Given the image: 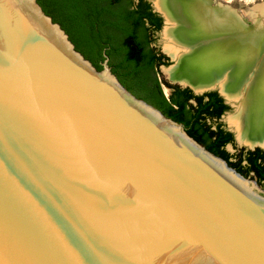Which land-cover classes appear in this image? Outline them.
<instances>
[{
  "label": "water",
  "instance_id": "water-1",
  "mask_svg": "<svg viewBox=\"0 0 264 264\" xmlns=\"http://www.w3.org/2000/svg\"><path fill=\"white\" fill-rule=\"evenodd\" d=\"M102 65L0 0V264H264L257 182Z\"/></svg>",
  "mask_w": 264,
  "mask_h": 264
},
{
  "label": "trees",
  "instance_id": "trees-1",
  "mask_svg": "<svg viewBox=\"0 0 264 264\" xmlns=\"http://www.w3.org/2000/svg\"><path fill=\"white\" fill-rule=\"evenodd\" d=\"M37 2L97 70L103 69L108 58L113 74L129 92L183 125L210 153L225 160L233 157L229 165L246 178L252 175L264 188L263 150L241 149L233 156L221 150V146L234 143V137L219 123L230 108L217 91L195 95L189 88L170 86L174 90L169 98L165 96L157 69L168 66V59L153 46L164 23L148 0Z\"/></svg>",
  "mask_w": 264,
  "mask_h": 264
},
{
  "label": "bare ground",
  "instance_id": "bare-ground-1",
  "mask_svg": "<svg viewBox=\"0 0 264 264\" xmlns=\"http://www.w3.org/2000/svg\"><path fill=\"white\" fill-rule=\"evenodd\" d=\"M212 2L158 1L174 26L165 30V51L176 62L167 77L196 91L220 86L229 100L240 103L229 120L239 142L264 146V21L255 20L248 29Z\"/></svg>",
  "mask_w": 264,
  "mask_h": 264
},
{
  "label": "rangeland",
  "instance_id": "rangeland-1",
  "mask_svg": "<svg viewBox=\"0 0 264 264\" xmlns=\"http://www.w3.org/2000/svg\"><path fill=\"white\" fill-rule=\"evenodd\" d=\"M152 1H154V0H152ZM158 1L159 0H157V2H156V0H155L156 5H158L157 4ZM215 1H216V3L214 4ZM212 4L215 5V6H221V7L225 6L227 9H229L232 12V14H233V10H236L237 14H239L247 24L251 23L250 20L247 17L248 15H249L250 18H254V21L255 20H260L261 22L264 21V0H213ZM256 17H259V19H257ZM233 20H236L234 16H233ZM236 22H239V21L236 20ZM163 27L164 28H162V30L156 35V38H155L156 41L153 44V46L156 49H158L160 52H162L168 59V66H161L160 68L157 69V77H158V79H159V81H160V83L162 85V89H163V92H164L165 96L167 98H169L171 93H172V89L170 88V86L177 85V84H179V85H181L183 87H191V86L188 85V84L179 83L178 81L170 80L167 77V73L166 72L170 68L174 67L176 62L165 51V47L168 45V43L166 42L167 39L165 38L164 32H165V28H167L168 26H167V24H164ZM166 89H168L169 91H166ZM193 90H195V89H193ZM210 90L221 92L220 86H218V87L215 86L213 88H208L207 90L205 89V90H203L201 92L210 91ZM196 92H198V91H196ZM222 96H223L225 102L228 104L230 109L222 117L220 122L224 125V127L226 129H228L229 131H231L233 133V135H234V145L233 146H228L227 147V151L230 154H236L240 149H249L251 147L248 144L239 142V139L237 138V131H236L235 127H233L230 124V122H229L230 118L235 116L237 114V112L239 111L240 103L238 101H235V99H232V98H231V100H229L224 94ZM254 147H260V148H262L264 150V147H263V145L261 146V144L260 145H255L252 148H254ZM247 179L250 180L251 182H255V178L252 175H251V177H247ZM251 187H253L252 189L254 190L255 193H257L258 195L264 197V193L262 192L263 189H262V187L259 184H258V187H256V186L251 184Z\"/></svg>",
  "mask_w": 264,
  "mask_h": 264
},
{
  "label": "flooded vegetation",
  "instance_id": "flooded-vegetation-1",
  "mask_svg": "<svg viewBox=\"0 0 264 264\" xmlns=\"http://www.w3.org/2000/svg\"><path fill=\"white\" fill-rule=\"evenodd\" d=\"M154 11V10H153ZM148 25V24H147ZM158 50V49H157ZM158 52L159 53H161V54H163L162 52H160L159 50H158ZM164 55V54H163ZM180 83V82H179ZM173 86H178V87H180V89H184V88H189L190 90H192V92L195 94V92L193 91V89H191L190 87H183V86H181V85H179V84H177V85H173ZM213 88V87H212ZM174 89H172V91H173ZM211 91H214V90H211ZM211 91H208V92H211ZM198 92H201V91H198ZM218 92V91H217ZM205 93H207V92H205ZM219 93V92H218ZM220 94V93H219ZM195 95H197V94H195ZM202 95V94H201ZM222 96V95H221ZM223 97V96H222ZM225 101V100H224ZM226 103V102H225ZM227 104V103H226ZM228 105V104H227ZM222 119V118H221ZM221 119L219 120V123H221L220 121H221ZM222 124V123H221ZM214 128H216V127H214ZM222 128L225 130V132H228V133H232L231 131H229L228 129H226L225 127H224V125L222 124ZM233 134V133H232ZM233 137H234V135H233ZM234 145V143H227V144H225V145H223V146H221V150H224V151H226V152H228L227 151V147L228 146H233ZM255 145H260V144H253V145H250V147L251 148H249V149H244L245 150V152H248V151H255L256 149H261V150H263L262 148H260V147H254V148H252L253 146H255ZM262 146V145H261ZM264 147V146H263ZM241 150V149H240ZM263 152H264V150H263ZM229 153V152H228ZM230 154V153H229ZM214 155V154H213ZM230 155H232L233 156V154H230ZM216 156V155H215ZM216 157H218V156H216ZM224 157V156H223ZM219 158H221V157H219ZM222 160H224V161H226V163L229 165V163L228 162H233V157L232 158H230L229 160H225V159H223V158H221ZM260 162V161H259ZM263 162H264V160H263ZM230 166V165H229ZM231 167V166H230ZM232 169H233V167H231ZM235 170V169H234ZM236 171V170H235ZM246 178V177H245ZM255 181L257 182V184H259L258 183V181H257V179H255ZM260 185V184H259ZM261 186V185H260ZM262 187V186H261ZM262 192L264 193V188L262 187Z\"/></svg>",
  "mask_w": 264,
  "mask_h": 264
}]
</instances>
